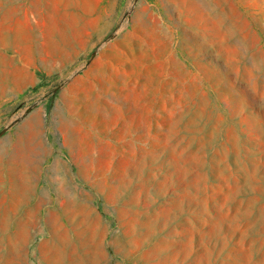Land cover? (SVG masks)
Masks as SVG:
<instances>
[{
    "label": "rangeland",
    "instance_id": "obj_1",
    "mask_svg": "<svg viewBox=\"0 0 264 264\" xmlns=\"http://www.w3.org/2000/svg\"><path fill=\"white\" fill-rule=\"evenodd\" d=\"M0 222V264H264V0H0Z\"/></svg>",
    "mask_w": 264,
    "mask_h": 264
},
{
    "label": "bare ground",
    "instance_id": "obj_2",
    "mask_svg": "<svg viewBox=\"0 0 264 264\" xmlns=\"http://www.w3.org/2000/svg\"><path fill=\"white\" fill-rule=\"evenodd\" d=\"M3 184V183H2ZM17 186V185H16ZM26 186V185H25ZM5 187V186H4ZM19 187V186H18ZM25 190L27 191V190H29L27 187H25ZM28 202V201H27ZM25 205V204H24ZM2 215V214H1ZM2 219L5 221V224H6V226L7 227H9V229H10V227H12V226H14L15 225V222H14V220H13V218H11V216L10 215H6V213H4V216H2ZM1 219V220H2ZM3 220H2V222H3ZM37 220V219H36ZM30 222V221H29ZM1 223V222H0ZM28 223V222H27ZM37 223L40 225H42L43 223H44V221H38L37 220ZM36 223V224H37ZM46 223V222H45ZM4 224V225H5ZM30 225H31V223H29ZM29 224H27V226H28V228L27 229H29L30 228V225ZM45 225V224H44ZM17 226H18V224H17ZM25 227V226H24ZM39 227V226H38ZM49 233V232H48ZM82 235H85V231H81L78 235H77V238H79V239H81L82 237ZM79 236V237H78ZM79 239H77V240H79ZM82 240V239H81ZM48 241H49V243L51 244V246L52 247H55L56 245L54 244L55 243V241H54V237L52 236V235H48ZM81 242V241H80ZM78 243V242H77ZM86 243V242H85ZM67 245V244H66ZM65 245V246H66ZM85 247H86V245H83V242L82 243H80V244H78V245H75L74 246V248H73V251L69 254L70 256H71V258L73 259V261H75V262H77V263H79V264H97V260H94V261H92V262H89L88 260H87V251H85ZM67 250L68 249H63V251L61 252L62 253V258L66 261L67 259H65V257L68 255V253H67ZM91 254V253H90ZM89 254V255H90ZM92 256V255H91ZM90 256V259L92 258ZM92 260V259H91ZM63 262V261H62Z\"/></svg>",
    "mask_w": 264,
    "mask_h": 264
}]
</instances>
